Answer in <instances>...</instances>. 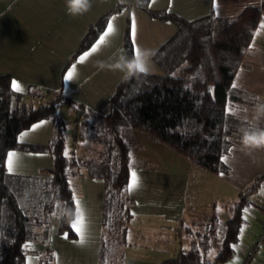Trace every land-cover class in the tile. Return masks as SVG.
<instances>
[{"label": "crops", "instance_id": "obj_1", "mask_svg": "<svg viewBox=\"0 0 264 264\" xmlns=\"http://www.w3.org/2000/svg\"><path fill=\"white\" fill-rule=\"evenodd\" d=\"M133 1L91 0V8L87 13L72 17L67 14L66 0H0V75L9 77L10 86L13 80L17 81L21 90L15 93L19 94L21 102L32 107L42 99L31 95L28 92L30 87L36 88L38 92L59 91L70 101L59 107L66 128L71 126L68 154L82 156L91 147V144L73 137L78 108L100 115L109 112V99L125 74L113 65L121 55H125L122 42L126 27L132 52L134 23L136 44L139 49L150 50L152 55L175 33V26L171 22L150 18L144 11L134 8ZM260 3L261 0H216L214 6V0H149L148 9L166 11L193 21L208 15L219 19L231 18L245 8L259 9ZM118 5L129 7H121L109 16L107 23L109 20L113 21V33L95 53L80 61L81 56L90 52L103 34L106 23L96 40L69 62L87 28ZM262 22L264 13L233 76L232 85H237L234 88L236 93L228 98L225 105L227 117L242 120L246 125L241 131L228 127V147L220 157V161L222 157H226L227 162L221 161L217 174L203 171L141 132L129 130L123 133L129 142L136 144H130V148L134 146V153L141 162L138 164L130 160L128 179L130 171L135 170L139 186L131 193L125 188V195L132 200L128 206L130 216L125 221H134L132 226L135 230L125 229L123 237L132 238L131 235L135 232L139 238H145L148 235L147 229L153 227L154 231L151 233H156L162 243L156 245L155 249L168 247L171 256H175L180 250H186L191 240H195L193 236L197 235L198 229L189 225L195 222V216L208 224L211 214L216 213L212 208L213 201L219 199L222 206H228L254 176L264 172V149L249 152L242 150L241 144L245 131L264 130V114L257 118L258 111L264 107V30L258 32ZM70 70L74 71L73 78L65 82L64 76ZM148 73L163 74L152 56ZM67 116L73 118L71 125H67ZM51 129L50 119H40L19 132L17 141L46 145ZM11 151L17 152L19 156L15 174L50 175L43 172L52 166L49 153L18 149ZM80 172L79 175L75 173L70 176L69 187L72 196L75 194L80 201L86 216L85 243L78 244L74 232L73 238H66L65 233H58V219L52 216L49 219L46 242L29 241L27 245L30 247L26 248L23 264H38V256L46 248L52 250V264H99L104 184L101 179L89 178L83 170ZM263 186L264 182L258 190L260 193H264ZM191 188L194 192H190ZM189 195L194 200L188 201ZM203 195L207 198L204 197L202 212L200 204L195 200ZM255 197L249 199L248 204L252 208L243 209L247 219L244 217L243 232H240L234 246L232 264L234 261L237 264L245 249L254 243L256 249L249 264H264V235L256 242L257 235L264 226V195ZM189 202L192 204L190 208ZM76 216L73 203L70 224ZM151 221L156 222L155 225ZM131 242V245L144 243L137 238ZM128 258L121 255L122 264H142L141 260ZM144 264L154 263L149 261Z\"/></svg>", "mask_w": 264, "mask_h": 264}, {"label": "trees", "instance_id": "obj_2", "mask_svg": "<svg viewBox=\"0 0 264 264\" xmlns=\"http://www.w3.org/2000/svg\"><path fill=\"white\" fill-rule=\"evenodd\" d=\"M148 2L134 0L132 6L152 19L171 22L176 29L152 55L163 74L125 73L109 99V112L105 115L78 108L73 137L97 147L92 156H65L66 122L59 107L70 101L59 91L38 92L30 87L28 92L42 99L32 107L21 102L19 94L12 91L9 77L0 75V264H23L29 241L46 242L52 216L58 219V233L74 237L70 228L73 196L69 178L81 174L80 170L89 178L103 181L102 230L106 222L129 218L132 200L125 195V188L131 162L125 131L141 132L203 171L217 174L220 157L228 147V127L241 131L246 125L242 120L227 117L225 105L236 93L232 79L261 21L264 0L259 9L245 8L231 18L208 15L193 21L166 11L150 10ZM121 7L129 6L118 5L87 28L69 62L96 40L109 16ZM122 47L125 55L133 56L127 27ZM40 119L52 121L49 142L46 145L18 142L19 132ZM13 149L49 153L52 166L43 172L50 175L7 174L3 163L7 151ZM263 182L264 172L254 176L227 206L229 216L221 221L218 250L212 259L206 256V239L212 238L217 230L216 213L209 217L205 233L200 235L202 241L191 240L186 250L154 264H220L227 260L239 239L243 209ZM105 232L100 240L99 264L105 262ZM52 261L49 248L38 256V264Z\"/></svg>", "mask_w": 264, "mask_h": 264}, {"label": "rangeland", "instance_id": "obj_3", "mask_svg": "<svg viewBox=\"0 0 264 264\" xmlns=\"http://www.w3.org/2000/svg\"><path fill=\"white\" fill-rule=\"evenodd\" d=\"M32 105H35V103H33ZM77 118H78V116H77ZM77 118H76V121H77ZM66 119H67V125H71V121L73 123V120H72L73 118H69L68 117ZM70 130H71V126L67 127L65 132H64V134H65V150H67V147L71 144ZM127 141L129 142L128 139H127ZM129 144L136 145V144H132L131 142H129ZM90 146L91 147L87 148V150L85 151V155H87V156H92L93 153L95 152V149H97V147H95L93 144H91ZM67 152H69V151H67ZM134 152H135L134 146H131L130 152H129V154H131L130 160L133 163H138V164L141 163L139 158H138V156H136ZM68 155H71V154H68ZM73 155H75V154H73ZM75 156H79V155H75ZM133 156H134V158H133ZM193 181H194V179L192 178L191 182H193ZM263 188H264V186H263ZM190 192H194V189L191 188ZM257 195L263 196L264 193L263 192L260 193V191H257L250 199L256 198L255 196H257ZM204 197L207 198V196L203 195V196H198L197 197L198 199L195 200V201H198V203L200 204V205L199 204L198 205H199V209L202 212H203V209H204V206H203L202 203H203V201L205 202ZM191 199L192 198L189 195L188 201L191 200ZM192 200H194V199H192ZM220 202L221 201L219 199H217V200L212 202V204H213L212 208H213L214 212H216L219 221L217 223H215V225L217 226L216 227L217 230L215 232V235H213L212 238L209 237V238L206 239V241L208 243L207 249H206V256L209 259H212L213 255L218 250V236L220 235L221 230H222V222L221 221H224L229 216V212H228L227 206H222L220 204ZM190 205H192V204H190V202H189V208H190ZM248 207H250L249 204H247L245 206V209L248 208ZM250 208H252V207H250ZM250 208H248V209H250ZM244 210H243V216H244V212H245ZM197 217H199V216H195V218H193V219H195V222L193 224H189V225H190L191 228L194 227V229L195 228L198 229V234L197 235L193 236V234H192L193 239H195V240H199L200 239L202 241L203 238L200 235L205 233V229H206L207 225L205 226L204 224H206V222L204 220H199ZM201 217L202 216H200V218ZM244 217L246 218L247 216H244ZM125 220L126 219H124L123 217H118V218L115 219L114 222H112V223H110V222L107 223L106 222L103 225L102 232L106 231L105 235H103V237L105 236V240L104 241L105 242L107 241L106 242L107 245H104V248H105L104 249V251H105V254H104V258H105L104 261L105 262H104V264H122L121 255L122 256H127V257H129L131 259H136L137 261L141 260L142 264H144L145 262L148 263L149 261L155 263V262H157V261H159L161 259L172 257L171 256L172 254L170 253V250H169L168 247H163V248H160V249H157V250L155 249L156 245H158L159 243L160 244H162V243L160 242L161 239L158 238V236H156V233H151V232L154 231L153 227H149L147 229L148 235L146 234V237L145 238L143 237L144 239L143 238H139L138 237L139 235L137 236V234L135 232L131 235L132 238H129L128 236L123 237L122 234H124L123 231H125V229L126 230L134 229L135 230V228L132 226V224H134V221L129 222V221H125ZM197 221H198V223H197ZM151 223H152V225H155L156 222L151 221ZM107 224H108V227H107ZM241 228H243V226H241ZM262 234L264 235V233L260 232L257 235V238H258L259 235H262ZM239 237H240V235H239ZM136 238L140 239V240L142 239V241H144V243H142L140 245H138V244L131 245L132 244L131 241H134V239H136ZM261 238H263V236ZM256 242H257V239H256ZM233 256H234V254H232L227 260H225L224 262H222L220 264H232V257ZM229 262H231V263H229ZM52 263H53V261H52Z\"/></svg>", "mask_w": 264, "mask_h": 264}, {"label": "snow or ice", "instance_id": "obj_4", "mask_svg": "<svg viewBox=\"0 0 264 264\" xmlns=\"http://www.w3.org/2000/svg\"><path fill=\"white\" fill-rule=\"evenodd\" d=\"M216 0H214V6H215ZM260 30H264V22L261 23L260 29H258V32ZM114 31V24L112 20H109L106 26V29L103 31V34L99 37L98 41L93 45L90 52H86L84 56H81L80 61H83L87 56L91 55L92 53H95L99 47L106 41V39L113 33ZM132 37H133V52L134 55L139 56L140 49L138 45L135 42V24L132 25ZM139 67V65H137ZM74 71L70 70L67 72V74L64 76L65 82L70 81L73 78ZM233 88L237 87V85L234 83L232 85ZM12 91L19 92L21 90L20 85L17 81L13 80L11 84ZM226 111H231L230 109H226ZM65 156L68 155L67 150H65ZM131 157V154H129ZM19 160L18 153L15 151H8L6 154V160L3 163V167L5 168V171L7 174L12 175L15 174V169L17 166ZM221 161L223 163L227 162L226 157H222ZM139 186V177L135 170H131L129 173V179L126 186V191L131 193ZM73 203L76 207L77 216L76 218L71 222L70 227L72 231L77 236V243L83 245L85 243V232H86V216L84 214L82 205L79 200L76 199L75 194H73ZM241 232H243V228H241ZM67 238V234H66ZM26 248L30 247V245H25ZM233 264H236L234 261Z\"/></svg>", "mask_w": 264, "mask_h": 264}, {"label": "clouds", "instance_id": "obj_5", "mask_svg": "<svg viewBox=\"0 0 264 264\" xmlns=\"http://www.w3.org/2000/svg\"><path fill=\"white\" fill-rule=\"evenodd\" d=\"M91 8V0H66V11L69 16L76 17L87 13ZM152 53L148 49H140L139 56L121 55L113 65L115 69L125 72L128 76L147 74L150 71ZM139 65V67H137ZM264 114V107L258 113L257 118ZM242 150L251 152L256 149H264V130L252 132L245 131L241 140Z\"/></svg>", "mask_w": 264, "mask_h": 264}, {"label": "built area", "instance_id": "obj_6", "mask_svg": "<svg viewBox=\"0 0 264 264\" xmlns=\"http://www.w3.org/2000/svg\"><path fill=\"white\" fill-rule=\"evenodd\" d=\"M263 231H264V226H262V228H261L262 233H264ZM262 236H263V234L258 236L257 242L260 241ZM255 247H256V244L248 246L245 249L242 258L240 259V261L237 264H248L250 262V259L253 256L254 252H255Z\"/></svg>", "mask_w": 264, "mask_h": 264}]
</instances>
